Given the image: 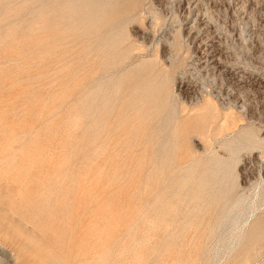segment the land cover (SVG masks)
<instances>
[{
    "label": "rangeland",
    "instance_id": "rangeland-1",
    "mask_svg": "<svg viewBox=\"0 0 264 264\" xmlns=\"http://www.w3.org/2000/svg\"><path fill=\"white\" fill-rule=\"evenodd\" d=\"M0 264H264V0H0Z\"/></svg>",
    "mask_w": 264,
    "mask_h": 264
},
{
    "label": "bare ground",
    "instance_id": "bare-ground-1",
    "mask_svg": "<svg viewBox=\"0 0 264 264\" xmlns=\"http://www.w3.org/2000/svg\"><path fill=\"white\" fill-rule=\"evenodd\" d=\"M209 111H210V102L207 101V104L204 107L203 112L207 113ZM94 151L97 160L108 164H114L121 161H126L128 159V154L124 156H119V151L116 148L110 146L108 138H104L103 142L97 138V142L94 145Z\"/></svg>",
    "mask_w": 264,
    "mask_h": 264
}]
</instances>
